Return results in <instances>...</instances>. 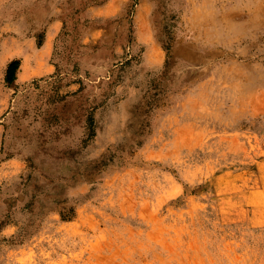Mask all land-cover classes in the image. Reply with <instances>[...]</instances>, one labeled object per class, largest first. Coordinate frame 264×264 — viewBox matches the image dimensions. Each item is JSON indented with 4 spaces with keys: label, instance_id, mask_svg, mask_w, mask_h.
<instances>
[{
    "label": "rangeland",
    "instance_id": "obj_1",
    "mask_svg": "<svg viewBox=\"0 0 264 264\" xmlns=\"http://www.w3.org/2000/svg\"><path fill=\"white\" fill-rule=\"evenodd\" d=\"M0 264H264V0H0Z\"/></svg>",
    "mask_w": 264,
    "mask_h": 264
},
{
    "label": "trees",
    "instance_id": "obj_2",
    "mask_svg": "<svg viewBox=\"0 0 264 264\" xmlns=\"http://www.w3.org/2000/svg\"><path fill=\"white\" fill-rule=\"evenodd\" d=\"M20 61L18 59L12 60L8 63L6 68V81L11 83L15 80L16 71L18 70Z\"/></svg>",
    "mask_w": 264,
    "mask_h": 264
}]
</instances>
